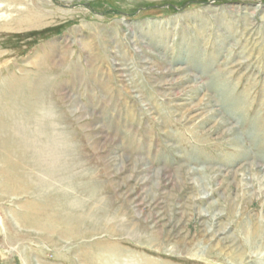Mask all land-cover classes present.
Segmentation results:
<instances>
[{"label":"rangeland","instance_id":"374dc122","mask_svg":"<svg viewBox=\"0 0 264 264\" xmlns=\"http://www.w3.org/2000/svg\"><path fill=\"white\" fill-rule=\"evenodd\" d=\"M0 94V155L96 229L6 244L4 198L0 264H264V0H0Z\"/></svg>","mask_w":264,"mask_h":264},{"label":"bare ground","instance_id":"6f19581e","mask_svg":"<svg viewBox=\"0 0 264 264\" xmlns=\"http://www.w3.org/2000/svg\"><path fill=\"white\" fill-rule=\"evenodd\" d=\"M25 17V16H24ZM30 17V16H29ZM36 18V17H35ZM42 18V17H41ZM40 18V19H41ZM22 19V18H21ZM25 19V18H24ZM33 19V18H32ZM18 20V19H16ZM38 20V19H37ZM53 20V19H52ZM36 21V19H35ZM39 21V20H38ZM37 21V22H38ZM41 21V20H40ZM12 22V21H11ZM27 22V21H26ZM31 22V21H30ZM43 22V21H42ZM39 22V23H42ZM25 23V22H24ZM8 25V24H7ZM36 25V24H35ZM18 79V78H17ZM30 79V78H29ZM28 79V80H29ZM37 79V78H36ZM36 79L34 80L36 82ZM32 80V79H31ZM29 80V81H31ZM38 80V79H37ZM17 81V80H16ZM24 81V80H23ZM39 83V82H38ZM7 84V83H6ZM27 84V81H26ZM37 84V83H36ZM13 85V84H12ZM40 85V84H39ZM37 86V85H36ZM12 87V86H11ZM20 88V85H19ZM38 88V86H37ZM11 90V89H10ZM31 92V90L29 91ZM36 92L33 90V93ZM11 93V92H10ZM9 93V94H10ZM32 94V92H31ZM36 94H38L36 92ZM1 95V94H0ZM7 96V95H6ZM13 96V93H12ZM27 96V95H26ZM32 96V95H30ZM34 96V95H33ZM22 98V97H21ZM31 98V97H29ZM37 97H35L36 99ZM41 97H39L40 99ZM15 99V98H14ZM44 99V98H42ZM41 99V100H42ZM32 100V99H31ZM9 102V101H8ZM27 102V101H26ZM38 104L42 105L41 103ZM35 103V102H34ZM37 103V102H36ZM3 104V103H2ZM12 105V103H10ZM8 108L10 105H7ZM32 107V106H30ZM29 107V108H30ZM35 107V106H34ZM39 107V106H38ZM46 107V106H45ZM3 108V107H2ZM26 108V107H25ZM17 109V108H16ZM21 108H19V111ZM34 109V108H33ZM31 108V111L33 110ZM42 109V108H41ZM18 110V109H17ZM47 110V108H46ZM50 111V110H49ZM17 112V111H16ZM26 112V111H25ZM35 112V111H34ZM41 112V111H40ZM44 112V111H43ZM20 113V112H18ZM33 113V112H32ZM36 113V112H35ZM8 114V113H7ZM26 114V113H25ZM37 114V113H36ZM28 115V114H27ZM38 115V114H37ZM41 114H39L40 116ZM13 116V115H12ZM16 116V115H15ZM24 116V115H23ZM29 117V116H28ZM38 117V116H37ZM35 119V117H33ZM22 119V118H21ZM4 120V119H3ZM38 120V119H37ZM2 121V119H1ZM24 121V120H23ZM35 121V120H34ZM5 122V121H4ZM16 122V121H15ZM27 122V121H26ZM53 124V123H51ZM55 124V123H54ZM8 125V124H7ZM12 125V124H11ZM37 125V124H36ZM4 126V123H3ZM28 126V125H27ZM49 126V124H48ZM55 126V125H54ZM21 127V125H20ZM19 127V128H20ZM36 127V126H35ZM42 128V127H41ZM12 129V128H11ZM37 129V128H36ZM54 129V128H53ZM230 129V128H229ZM35 130V129H34ZM39 130V129H38ZM42 130V129H41ZM49 131V130H48ZM55 131V130H54ZM60 131V130H59ZM228 131V130H227ZM6 132V131H5ZM14 132V131H13ZM37 132V131H36ZM28 133V132H27ZM25 133V134H27ZM60 133V132H59ZM17 134V133H16ZM33 134V133H32ZM45 134V133H44ZM15 135V134H14ZM29 135V134H28ZM27 135V136H28ZM42 135V134H41ZM62 136V135H61ZM1 137V136H0ZM7 138V137H6ZM16 138V137H15ZM3 139L2 137L0 140ZM8 139V138H7ZM29 139V138H28ZM32 139V136H31ZM64 139V137H63ZM5 140V139H4ZM3 140V141H4ZM24 140V139H23ZM69 140V139H68ZM7 141V140H6ZM65 141V139H64ZM31 142V141H30ZM47 142V141H46ZM1 143V142H0ZM14 143V142H13ZM12 143V144H13ZM43 143V142H42ZM77 143V142H76ZM7 144V143H6ZM31 144V143H30ZM79 144V143H78ZM78 146V145H77ZM80 146V145H79ZM5 147V146H4ZM32 147V146H31ZM75 147V146H74ZM1 148V147H0ZM26 148V147H25ZM33 148V147H32ZM31 150V149H30ZM61 150V149H60ZM1 151V150H0ZM36 151V150H35ZM44 151V150H43ZM41 151V152H43ZM66 152V151H65ZM74 152V151H73ZM3 153V152H2ZM20 153V154H19ZM16 154V150L14 148H6L4 150V155H0V163L3 165V169L1 168L0 176H2V180L0 183V200L4 198H19L21 196L28 195L29 199L23 200V198L19 203H17L20 207L21 212L9 215L7 219H9L12 223L13 229L16 231V234H12V237L6 236L4 238L5 243H11V241H18L19 239L16 237H20V239H24L26 235L20 234L26 233L37 236L39 241H47L50 242L53 246H57L59 241L56 238H66L67 241H79L82 238H89L93 232H95V227L91 226L89 220H84L79 214L74 216L72 214H64L62 211L55 210L52 206L46 204V202H41L43 199L41 196H44L42 193V181L37 180L36 178L32 177V174L28 171V163L24 162L27 158V152L25 150L19 151ZM45 154V153H44ZM79 154V153H78ZM14 155H18L21 157L20 161H16L13 159ZM47 155V154H46ZM17 156V157H18ZM41 156V155H40ZM51 156V155H50ZM49 156V157H50ZM57 156V155H56ZM63 156V155H62ZM71 156V155H70ZM67 158V157H66ZM71 158V157H70ZM73 158V157H72ZM71 158V159H72ZM17 159V158H16ZM70 159V160H71ZM124 160V159H123ZM54 163V159L41 156L40 161L38 162L37 166L39 167H46V163ZM73 161V160H72ZM76 162V161H75ZM74 162V163H75ZM58 163V161H57ZM73 163V164H74ZM80 163V162H79ZM126 163V162H125ZM61 165V164H60ZM7 166V167H6ZM51 166V165H50ZM63 166V165H61ZM125 166V164H124ZM35 167V166H34ZM121 167V166H120ZM128 167V166H127ZM78 169V168H77ZM76 171V170H75ZM72 172V171H71ZM77 172V171H76ZM78 173V172H77ZM69 174V173H67ZM60 176V175H59ZM65 176V175H64ZM63 176V177H64ZM40 177V175H39ZM46 177V176H45ZM51 177V176H50ZM62 177V176H61ZM68 177H70L68 175ZM44 178V177H43ZM41 179V178H40ZM56 179V178H55ZM71 179V178H70ZM64 180V179H63ZM62 181V180H61ZM71 181V180H69ZM78 188V187H77ZM62 189V188H61ZM94 190V189H93ZM99 191V189L97 190ZM82 193V192H81ZM92 194V193H91ZM237 194V193H236ZM38 195L40 197H38ZM50 196V195H49ZM36 197V198H35ZM41 200V201H39ZM49 201V200H48ZM47 201V202H48ZM18 202V201H14ZM54 202H52L53 204ZM89 205V204H88ZM18 207V208H19ZM101 213V212H99ZM183 213V212H182ZM92 217V216H91ZM97 217V216H96ZM94 220V219H93ZM87 223L90 227L88 230H81V226L84 223ZM94 222V221H93ZM74 223H77L76 226H73ZM86 224V225H87ZM94 225V224H92ZM99 225V224H98ZM85 227V226H84ZM87 227V226H86ZM3 229V228H2ZM85 229V228H84ZM7 234V233H6ZM119 244V243H118ZM87 245V244H86ZM5 248V247H4ZM78 249V248H77ZM106 249L107 247H90L89 251H83L79 253L78 258L84 264H106ZM19 253L22 255L23 264H54L44 262L41 259L34 258L33 251L30 247L26 245H22L21 248L19 247ZM14 251V250H13ZM110 251V250H108ZM105 253V254H104ZM12 257V256H11ZM65 257V255H64ZM48 261V260H47ZM108 263V262H107ZM152 264L151 262H149ZM162 263V262H161Z\"/></svg>","mask_w":264,"mask_h":264}]
</instances>
